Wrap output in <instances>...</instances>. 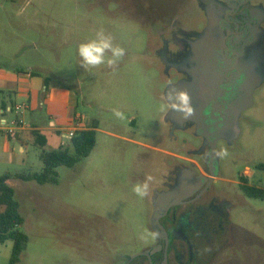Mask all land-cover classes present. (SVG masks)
I'll return each instance as SVG.
<instances>
[{"label": "rangeland", "instance_id": "rangeland-1", "mask_svg": "<svg viewBox=\"0 0 264 264\" xmlns=\"http://www.w3.org/2000/svg\"><path fill=\"white\" fill-rule=\"evenodd\" d=\"M172 1L0 0V43H5L0 65L44 67L41 75L75 93L77 112L97 121L93 150L71 168L58 167L56 184L11 180L23 218L20 230L28 238L18 264H95L94 240L105 233L116 239L122 234L132 246L146 240L147 204L133 186L146 178V157L156 155L148 146L164 143L168 82L152 58L159 43L153 23ZM101 29L125 49V56L115 68L106 63L83 68L78 46ZM116 109L124 119L113 115ZM63 141L73 154L70 141ZM231 146L217 145L228 153L220 158L221 178L227 181L215 186L236 192L239 203L230 242L213 264H264V199L248 200L233 191L232 183L250 167L264 189V167L256 168L264 166V84L255 91ZM40 151L29 145L8 170L40 172ZM11 246L10 241L0 244V264H8Z\"/></svg>", "mask_w": 264, "mask_h": 264}, {"label": "flooded vegetation", "instance_id": "flooded-vegetation-1", "mask_svg": "<svg viewBox=\"0 0 264 264\" xmlns=\"http://www.w3.org/2000/svg\"><path fill=\"white\" fill-rule=\"evenodd\" d=\"M153 25L159 30L155 65L162 67L167 87L183 84L194 114L183 119L164 96V143L148 146L156 155L145 159V176L152 177L144 197L148 236L140 246L129 245L122 234L96 237L93 262L213 264L230 242L239 200L236 192L215 186L227 180L212 152H219L220 142L234 144L239 122L264 84V0H173ZM255 173L245 168L232 181L233 191L264 199Z\"/></svg>", "mask_w": 264, "mask_h": 264}, {"label": "crops", "instance_id": "crops-1", "mask_svg": "<svg viewBox=\"0 0 264 264\" xmlns=\"http://www.w3.org/2000/svg\"><path fill=\"white\" fill-rule=\"evenodd\" d=\"M4 44L0 43V55ZM43 69L0 65V176L10 172L8 167L18 162L17 155L26 154L29 145L41 150L40 144L44 142V150L64 148L63 140L70 141L65 133L75 127L76 121L84 125L77 127L76 132L97 125L96 120L87 121L77 112L75 93L54 78L41 75ZM17 105L25 108L15 111ZM19 120L23 125L17 129L15 138H9L5 128ZM32 131L38 132V141ZM132 143L138 144L133 140Z\"/></svg>", "mask_w": 264, "mask_h": 264}, {"label": "trees", "instance_id": "trees-1", "mask_svg": "<svg viewBox=\"0 0 264 264\" xmlns=\"http://www.w3.org/2000/svg\"><path fill=\"white\" fill-rule=\"evenodd\" d=\"M97 125L80 130L70 139L74 153L71 154L67 148L59 147L53 150H44V142L41 145L40 161L42 169L40 172H6L0 176V244L10 241L12 243L8 264H18L21 255L26 249L28 238L20 230L23 218L19 211L18 202L14 199V190L10 180L18 179L23 182H35L38 185L56 184L58 167L71 168L79 161L89 156L96 142ZM35 141L40 138L37 131H32ZM36 144V142H35Z\"/></svg>", "mask_w": 264, "mask_h": 264}, {"label": "clouds", "instance_id": "clouds-1", "mask_svg": "<svg viewBox=\"0 0 264 264\" xmlns=\"http://www.w3.org/2000/svg\"><path fill=\"white\" fill-rule=\"evenodd\" d=\"M78 55L81 59V67L89 68L107 64L109 67L115 66L125 56V49L119 45H114L113 37L110 34H105L101 29L96 33L94 39L81 43L78 46ZM166 100L172 111L181 115L183 119H189L194 114L191 97L187 90L179 89L173 86L172 91L167 93ZM113 115L118 119H124L125 115L122 111L113 110ZM212 155L217 158H222L228 155L226 150L212 152ZM151 176H147L144 181L137 182L133 186V192L137 197L143 199L149 194Z\"/></svg>", "mask_w": 264, "mask_h": 264}, {"label": "built area", "instance_id": "built-area-1", "mask_svg": "<svg viewBox=\"0 0 264 264\" xmlns=\"http://www.w3.org/2000/svg\"><path fill=\"white\" fill-rule=\"evenodd\" d=\"M24 108H25L24 105H17V106H15V111H21V110L24 109ZM79 119H80V118H79ZM80 122H81V121H79V122L77 123V121H76V123H75V124H76L75 127H74L73 129H71V130H68V131L65 133L66 137H68L69 139H71V138L75 135V133H76V128H77V127H78V128H84V125L81 124ZM22 125H23V123H22L21 120L12 122L10 127H6V128H5V133H6V135H7L9 138H15L16 133H17V129H18L19 127H21Z\"/></svg>", "mask_w": 264, "mask_h": 264}, {"label": "water", "instance_id": "water-1", "mask_svg": "<svg viewBox=\"0 0 264 264\" xmlns=\"http://www.w3.org/2000/svg\"><path fill=\"white\" fill-rule=\"evenodd\" d=\"M174 87H176V88H179V89H185V87L183 86V84H178V85H175ZM172 89H173V86H168L166 89H165V98H166V96H167V93L168 92H170V91H172ZM186 90V89H185Z\"/></svg>", "mask_w": 264, "mask_h": 264}]
</instances>
